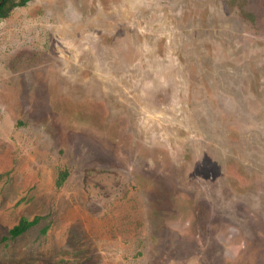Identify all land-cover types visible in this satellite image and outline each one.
I'll return each instance as SVG.
<instances>
[{
    "label": "rangeland",
    "instance_id": "rangeland-1",
    "mask_svg": "<svg viewBox=\"0 0 264 264\" xmlns=\"http://www.w3.org/2000/svg\"><path fill=\"white\" fill-rule=\"evenodd\" d=\"M0 264H264V0L0 19Z\"/></svg>",
    "mask_w": 264,
    "mask_h": 264
},
{
    "label": "trees",
    "instance_id": "trees-1",
    "mask_svg": "<svg viewBox=\"0 0 264 264\" xmlns=\"http://www.w3.org/2000/svg\"><path fill=\"white\" fill-rule=\"evenodd\" d=\"M30 0H0V19L6 18L15 7L24 6ZM67 176V171L63 170L58 173L56 186L60 187ZM39 216H34L32 219L21 217L18 222L13 225L8 234L10 238H15L25 232L28 228L35 225L39 221Z\"/></svg>",
    "mask_w": 264,
    "mask_h": 264
}]
</instances>
